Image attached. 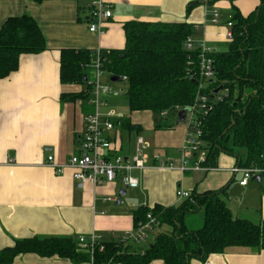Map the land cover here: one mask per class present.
Listing matches in <instances>:
<instances>
[{"label": "crops", "instance_id": "0c3cea01", "mask_svg": "<svg viewBox=\"0 0 264 264\" xmlns=\"http://www.w3.org/2000/svg\"><path fill=\"white\" fill-rule=\"evenodd\" d=\"M103 3L112 16L105 21L103 34L97 35L88 30L86 0H47L39 4L28 0H0V28L10 17L29 16L37 23L46 47L38 54L20 55L17 70L0 79V249L32 237L77 241L78 236L93 234L99 243L119 241L136 228L134 216L140 207H176L188 198L177 197L179 190L190 196L224 188L220 198L233 219L255 225L264 221V184L253 180L240 186L241 175L231 172L240 166L228 154H219L212 169L205 173L160 168L151 154L150 158L147 156L144 170L132 172L138 187L128 190L111 183L79 186L73 181L71 171L60 175L45 164L48 156L62 164L71 155L80 153L84 118L91 112L89 98L86 104L81 101L84 99H62V95L80 94L85 86L60 81L61 50H122L124 24L140 22L187 23L192 27L190 37L195 44L204 43L208 49L222 52L228 47L224 33L231 21L225 22V11L230 10L232 18L233 6V10L245 17L259 6L260 0L233 3L215 0L207 7L197 0H103ZM215 9L218 22L213 24ZM171 114L176 121L178 113L174 112L165 117L154 116L150 111L129 112L128 117L121 115L114 130L106 135L119 154L130 158L135 154L136 142V139L134 144L131 142V132L140 135L141 131H152V147L146 142L147 149L152 148L161 162L177 168L189 133L185 124L169 122ZM124 120L139 130L127 131L122 126ZM159 121L171 127L155 129ZM202 224V212L187 213L183 217L186 231H195ZM158 228L161 230L156 231ZM158 228L149 231L144 246L135 243L133 250L143 251L158 234L171 231L166 225ZM11 264L77 263L58 257L22 254ZM148 264L164 262L153 260ZM190 264H264V250L232 247L222 254L209 255L205 262L191 259Z\"/></svg>", "mask_w": 264, "mask_h": 264}, {"label": "trees", "instance_id": "16d2710c", "mask_svg": "<svg viewBox=\"0 0 264 264\" xmlns=\"http://www.w3.org/2000/svg\"><path fill=\"white\" fill-rule=\"evenodd\" d=\"M42 3L47 0H28ZM233 3L235 0H229ZM232 40L222 52L209 55L215 77L207 82L204 93L211 110L200 115L202 148L206 151L203 166L212 167L219 154L236 158L242 168L264 167V0L243 17L233 10ZM125 45L122 50L102 51L103 69L112 77L126 78L129 112L150 111L159 117L192 105L198 85L199 50L188 51L184 42L193 33L187 23L124 24ZM46 49L37 23L29 16L10 17L0 28V79L18 68L22 54H38ZM94 51L61 50L60 81L85 86L80 94L62 95L64 100L86 99L89 87L84 82ZM83 66V67H82ZM221 88L227 95L221 101L213 99ZM213 93V94H212ZM213 96V97H212ZM161 120V118H160ZM159 121L155 129L171 127ZM127 130H139L127 120ZM225 189L192 194L174 207H140L135 212L134 227L145 223L150 214L157 226L171 227L169 233L158 234L143 251L120 241L100 242L94 253V264H148L162 260L164 264H190L191 259L205 262L211 254H222L232 247L264 250V221L252 224L233 219L220 195ZM203 213V224L195 231H186L183 217L187 213ZM22 254L41 258L58 257L74 263H88L89 253L73 238L32 237L17 240L0 249V264H11Z\"/></svg>", "mask_w": 264, "mask_h": 264}, {"label": "built area", "instance_id": "2783aa9c", "mask_svg": "<svg viewBox=\"0 0 264 264\" xmlns=\"http://www.w3.org/2000/svg\"><path fill=\"white\" fill-rule=\"evenodd\" d=\"M197 1L207 7L215 0ZM111 16L112 13L110 9L106 8L103 0H91L87 22L89 32L102 35L103 25ZM211 22L213 24L218 22V12L216 9L213 11ZM226 27L228 29L224 33V38L230 42L232 40L233 23L229 21ZM184 46L188 51L199 50V82L194 101L188 107L189 112L185 121L189 138L181 149L182 158L179 167L176 168L170 163L161 162L159 155H155L153 158L160 164V168L178 169L181 172L197 171L205 173L212 168L203 166L206 159V151L202 148V132L199 116L207 114L211 110L209 98L204 93V90L207 82L213 80L215 77L213 61L209 57L214 51L208 49L204 43L200 45L195 44L191 37L186 38ZM104 64L105 58L102 56V51L96 50L94 51L91 63L84 65L85 68L93 71L94 78L92 81H89L88 77H86V83L89 87L87 94L90 96L88 102L92 110L84 118V129L79 138L80 153L71 155L62 164L56 163L52 156H48L45 164L53 168L60 175L68 170L71 171L73 181L81 186L89 184L98 187L105 183H113L119 175V181L123 189H135L138 187V180L132 176V172L146 168V150L148 145L141 137H138L135 142V154L129 158L119 155L116 147L110 138L107 137L106 134L114 130L115 122L121 118V114L114 109H109L107 103L101 100V96L110 93V89L102 85L101 81ZM121 81L126 82V78L122 77ZM226 95V91L220 90L217 94L213 95V99L216 98L217 101H221ZM179 111L176 108L174 113H178ZM167 114L168 111H163L159 116L165 117ZM231 172L241 175L238 183L242 187L246 186L249 181L256 180V178L264 184V167H234ZM176 195L179 198L189 197L187 192L181 190L177 191ZM146 220L145 223H139L133 231L125 233L120 238V243L125 245L128 242L138 243L144 241L148 237V232L158 225L157 221L150 214L146 215ZM77 242L81 249L89 253L88 264H94L96 248L98 247L99 251L103 250V246L98 245V238L93 234L88 237L78 236ZM102 264H110V261Z\"/></svg>", "mask_w": 264, "mask_h": 264}, {"label": "rangeland", "instance_id": "374dc122", "mask_svg": "<svg viewBox=\"0 0 264 264\" xmlns=\"http://www.w3.org/2000/svg\"><path fill=\"white\" fill-rule=\"evenodd\" d=\"M86 1L90 5L91 0H86ZM224 16H226L225 22H226V20H230L231 19V11L226 10ZM222 18L223 17L220 16V21L222 20ZM85 73L87 74L88 80L92 81L94 78L93 71L91 69H87ZM101 81H102V85L107 86L110 89V93L107 95L101 96V100H103V101H105V103H107V106L109 109H114L118 113H120L121 115L128 117L129 116V110H128V104H127V98H126V93H127V88H128L127 83L124 81H121V80H119L117 82H111L110 75L105 70L102 72ZM88 97H90V96L88 95ZM86 100H87V98L84 100H81V101L84 104H86L87 103ZM91 110L92 109L90 107L89 111H91ZM172 121H175V116L173 114H171L169 117V122H172ZM151 133H152V131L146 132V130L141 131L139 133L140 135H137L136 132L135 133L131 132V135H130L131 136L130 137L131 142L134 144L135 139L138 138L137 136H140L142 139L145 140V142H147L148 144L151 145L152 144L151 143L152 142V134ZM123 134L127 135L128 133L124 132ZM151 147H152V145H151ZM146 154L149 158H150L151 154H153L152 155L153 157L155 156V152L152 151V148L149 150L147 149ZM119 155H123V153H120ZM250 183H252V182H250ZM111 184H114V185L119 184L120 186H122L120 184V181H119V175H118L117 179ZM128 194H130V193H128ZM122 199H124V198L122 197ZM158 230H161V229L158 228L156 231H158ZM144 241H146V240H144ZM144 241L138 243V244H140L139 247H142L146 244V243H144Z\"/></svg>", "mask_w": 264, "mask_h": 264}, {"label": "water", "instance_id": "95a60500", "mask_svg": "<svg viewBox=\"0 0 264 264\" xmlns=\"http://www.w3.org/2000/svg\"><path fill=\"white\" fill-rule=\"evenodd\" d=\"M87 78L86 76L84 77V82H86ZM119 80L118 77H112L111 78V82H117ZM221 90V88H218L214 91V94H217L219 91ZM213 97V96H212ZM189 112V109L188 108H184V109H181L178 114H177V119H176V124L177 125H183L185 124V121H186V118H187V114ZM256 180H258V178H256ZM81 186V185H79Z\"/></svg>", "mask_w": 264, "mask_h": 264}]
</instances>
